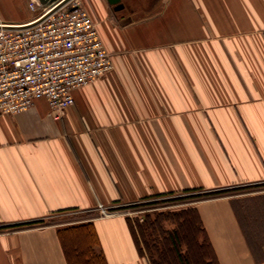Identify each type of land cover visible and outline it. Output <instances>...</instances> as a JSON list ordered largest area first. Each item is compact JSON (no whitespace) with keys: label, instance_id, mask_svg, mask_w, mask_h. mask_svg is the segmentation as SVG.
I'll list each match as a JSON object with an SVG mask.
<instances>
[{"label":"crops","instance_id":"obj_1","mask_svg":"<svg viewBox=\"0 0 264 264\" xmlns=\"http://www.w3.org/2000/svg\"><path fill=\"white\" fill-rule=\"evenodd\" d=\"M76 1L112 69L60 118L45 98L0 114V225L20 224L0 230V264H68L60 237L81 223L105 264H150L110 208L264 182V0ZM48 2L0 0V23ZM191 206L218 264H264V190Z\"/></svg>","mask_w":264,"mask_h":264},{"label":"built area","instance_id":"obj_2","mask_svg":"<svg viewBox=\"0 0 264 264\" xmlns=\"http://www.w3.org/2000/svg\"><path fill=\"white\" fill-rule=\"evenodd\" d=\"M111 69L95 22L76 0L33 25L0 27V114H17L45 98L52 117L60 118L73 103L74 88Z\"/></svg>","mask_w":264,"mask_h":264},{"label":"trees","instance_id":"obj_3","mask_svg":"<svg viewBox=\"0 0 264 264\" xmlns=\"http://www.w3.org/2000/svg\"><path fill=\"white\" fill-rule=\"evenodd\" d=\"M262 184V183H260ZM236 187L218 190H201L200 188L186 189L183 195L169 193L151 196H172L173 200H196L212 198L227 194ZM146 199V198H144ZM135 204H129L132 206ZM110 208V210H115ZM167 219L172 227L167 228L162 224L160 217L145 219L133 225L136 238L141 241V253L147 255L150 264H218L214 251L209 243L201 220L192 206L180 208L170 213ZM37 222V221H35ZM32 223V222H26ZM21 223V224H26ZM12 225H0L6 228ZM61 243L68 264H105L103 256L94 250L93 229L90 223L72 225L63 229ZM93 243V244H92Z\"/></svg>","mask_w":264,"mask_h":264},{"label":"rangeland","instance_id":"obj_4","mask_svg":"<svg viewBox=\"0 0 264 264\" xmlns=\"http://www.w3.org/2000/svg\"><path fill=\"white\" fill-rule=\"evenodd\" d=\"M255 183V184H246L237 186L235 190L229 193H244V192H253L264 190V182ZM177 195H183L181 193ZM175 196V195H172ZM172 196L166 197H155V198H146L139 200L133 204L132 206L121 205L117 207V211L126 213L133 225L138 222H143L145 219H154L160 217V220L164 227L171 228L172 224L167 219V216L179 210L180 208H184L186 206H191L192 202L186 200H173ZM135 226V225H134ZM3 228H0V230ZM141 242V241H140Z\"/></svg>","mask_w":264,"mask_h":264},{"label":"water","instance_id":"obj_5","mask_svg":"<svg viewBox=\"0 0 264 264\" xmlns=\"http://www.w3.org/2000/svg\"><path fill=\"white\" fill-rule=\"evenodd\" d=\"M51 2H48L49 4H51V8L50 10H48L47 12H45L42 16H40L39 18L31 21V22H26V23H22V24H8V23H0V27L2 28H21V27H26V26H30L33 25L39 21H41L42 19H44L45 17H47L49 14H51L54 10H56L58 7H60L61 5L67 3L69 0H50ZM110 1H118V0H110Z\"/></svg>","mask_w":264,"mask_h":264}]
</instances>
